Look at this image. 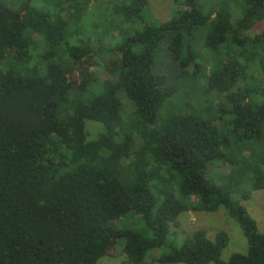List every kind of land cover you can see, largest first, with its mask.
Wrapping results in <instances>:
<instances>
[{
    "label": "trees",
    "instance_id": "obj_1",
    "mask_svg": "<svg viewBox=\"0 0 264 264\" xmlns=\"http://www.w3.org/2000/svg\"><path fill=\"white\" fill-rule=\"evenodd\" d=\"M31 1L0 0V264H97L121 243L127 264H264V228L239 204L264 189V30L247 35L264 20V0H236L235 20L226 3L173 0L159 24L143 22L146 0H112L98 19L86 15L94 0H41L52 12ZM196 40L212 55L206 91L217 93L216 117L227 116L220 129L193 110L159 117L171 91L153 55L165 42L182 79L196 78L206 70ZM103 55L110 79H68L64 58L72 69ZM87 121L103 128L93 140ZM218 163L230 169L212 179ZM189 210L225 212L246 252L223 261V231L168 245ZM128 214L142 228L111 226Z\"/></svg>",
    "mask_w": 264,
    "mask_h": 264
},
{
    "label": "rangeland",
    "instance_id": "obj_2",
    "mask_svg": "<svg viewBox=\"0 0 264 264\" xmlns=\"http://www.w3.org/2000/svg\"><path fill=\"white\" fill-rule=\"evenodd\" d=\"M147 1V13L143 16V22H152L153 24H159L168 21L174 10L175 6L173 0H146ZM201 5L205 6H215L219 7L222 3H226L231 11H233V20L239 18L241 15L238 13V6L236 0H201ZM112 0H94L88 3L87 7L91 5L89 11H86L88 19L97 18L100 11H105L109 9L112 5ZM31 7L45 12L55 11V5L52 2H42L41 0H32L30 3ZM93 11V12H92ZM89 12H92L91 14ZM236 13V14H234ZM238 13V14H237ZM98 19V18H97ZM143 23L135 25V28L141 30ZM264 30V20L258 21L254 27L247 32V35L254 37ZM198 36V35H197ZM196 36V37H197ZM199 39V38H198ZM197 39V40H198ZM193 41L194 52L199 57L203 59L204 66H206L205 72L198 73L196 78H191L185 76L182 79L179 71L177 70L176 64L173 59L168 54L165 48V42L160 44V47L156 50L153 55V63L155 73L158 75H163L164 88L171 91L170 97L164 102L163 106L159 110V117L162 118L170 112H181L190 113L194 111L198 112L202 120L209 121L214 118V126L218 129L224 127L222 122L227 119L224 116L221 120L216 117L215 111L219 109V102L216 99L217 93L212 94L206 91V80L205 76L209 73V68L211 65L210 57H212L211 52L203 48L201 44ZM108 45V39L103 41V46ZM92 48L95 44H91ZM234 53V51L232 52ZM109 59L108 55L95 56L88 63L83 58L80 65L75 66L71 69V63L67 58H64L65 62V72L67 75L71 76L68 79L71 81L74 79L77 82H81L84 76L81 73H91L99 81L110 79L109 74L104 69V65ZM251 57L239 56L240 63H246L251 61ZM256 61V60H255ZM257 62V61H256ZM9 63V61H8ZM83 70H86L84 72ZM186 72L188 74L192 73V69L189 67ZM258 80H262L264 76L260 73L257 74ZM212 95V96H211ZM120 98L124 104H126L128 109H132L131 103L120 94ZM223 107L224 104H222ZM195 109V110H194ZM200 110V112H199ZM198 115V116H199ZM86 129L88 140L95 139L101 132L103 128L100 124L87 121ZM234 139H231V145L233 149L237 148L234 143ZM246 155V154H245ZM209 176L214 179L218 175H223L228 173L230 167L225 164H213L210 165ZM249 178L251 175L249 174ZM242 188L249 190L250 180L247 179L242 186ZM236 199H238L236 197ZM239 204L245 208L249 216L255 221L258 229L261 231L264 228V189L251 192L249 200L242 201L239 200ZM115 229L122 230H134L137 231L142 228V223L135 218L134 215L128 214L125 217L114 221L111 223ZM196 230H203L207 237L212 239L214 234L218 231H223L228 235L229 241L227 247L221 253V259L227 261L229 257L234 253H245L247 250V241L242 235V232L238 224L228 217V215L222 210L207 213L202 211H186L178 217V224L176 227H172V232L176 235H170L167 238V244L173 243L175 246L181 245L184 239L190 236ZM167 252V248L161 250H153L147 257L146 261H149L155 255L164 254ZM97 264H127V258L122 252V243L116 245L110 252L108 256L101 258Z\"/></svg>",
    "mask_w": 264,
    "mask_h": 264
}]
</instances>
